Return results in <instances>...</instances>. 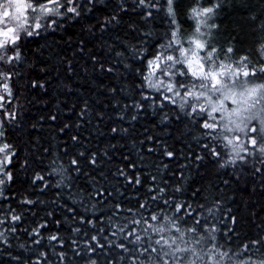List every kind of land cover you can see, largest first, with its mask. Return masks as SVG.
Masks as SVG:
<instances>
[{"label":"snow or ice","instance_id":"obj_1","mask_svg":"<svg viewBox=\"0 0 264 264\" xmlns=\"http://www.w3.org/2000/svg\"><path fill=\"white\" fill-rule=\"evenodd\" d=\"M257 187L264 0H0V264H264Z\"/></svg>","mask_w":264,"mask_h":264},{"label":"trees","instance_id":"obj_2","mask_svg":"<svg viewBox=\"0 0 264 264\" xmlns=\"http://www.w3.org/2000/svg\"><path fill=\"white\" fill-rule=\"evenodd\" d=\"M185 27L190 29V25H185ZM78 32H79V27L74 26L69 30L67 35H71L72 39L76 40V39H78V37H77ZM65 38H67V36ZM41 42H43V41H41ZM33 46H35V45H33ZM49 64L51 66V74L43 77V78L49 80L50 85H51L48 88L47 95H42L40 90H37L36 92H32L31 95L29 96V99H31V96H33V95H41V103L40 104H36L34 107H31V106L27 107L25 115L32 118V119L38 117L41 114H47L49 112H55L56 111L55 105L57 103V100L58 99H60V100L64 99V97L60 95V87H62L63 83H65L64 69L62 66H60L58 64V59L55 56H53V58L49 61ZM25 71L27 72L28 70L25 69ZM57 73H60L59 77H57ZM87 87H88V85H84V88H87ZM83 94L87 95L86 92ZM66 115H67L66 113H61V119L63 120ZM29 122H31V121H29ZM58 126H59V122L55 123V124L49 122L48 124L44 125V128L42 129V131L40 133L33 132V135L41 134L44 137H55L54 142H59L61 140L66 139V137H63V136L57 134L56 129L58 128ZM105 131H107V130H105ZM138 131H142V129L138 128ZM84 135L87 136L88 133L85 132ZM93 135H96V134L93 133ZM18 136H19V139H17L15 142L17 144V147H19L22 150L21 154L23 155L24 152L29 150V146L27 144V141L29 139L28 131L27 130L21 131L18 134ZM107 142L108 141L105 137L98 136L97 139L93 140L92 147L95 148L97 146V144H99V146L103 147ZM180 147H182V145H180V144L176 145L177 149H179ZM132 159L134 161H136V163H137L136 171H141V172L147 171V169L142 167L141 162L139 161V159L137 158L135 153L133 154ZM156 160H157V157L155 154H151V155L146 154V161H156ZM182 162H183L182 160L173 161L171 163L170 167L175 170L177 164L182 163ZM114 163L118 164L119 161H116ZM193 179L196 180L197 182H199V180H200L199 176H196L194 172H193ZM256 179L258 182L259 177H257ZM240 186L241 187L245 186L243 181L241 182ZM17 187H19V184L17 185ZM248 190H249V192H251V186H249ZM143 191H144V189H141V192H143ZM128 194L129 195L133 194V190L129 189ZM51 195H52V193L50 192L48 194V198H50ZM243 199H244V201H247L248 197L244 196ZM251 201L257 205L256 211L259 212L260 211L259 206L261 204H264V198L261 197L260 190L258 187L256 189V192L254 194H252ZM240 207L243 208V204H240ZM40 215L41 216L44 215L43 211L40 212ZM61 215H62V213H61ZM261 215H264V213H261ZM29 219H31V217H29ZM49 228L54 230V226L51 224L49 225ZM165 235H167V233H165ZM185 264H188V262L186 261Z\"/></svg>","mask_w":264,"mask_h":264}]
</instances>
